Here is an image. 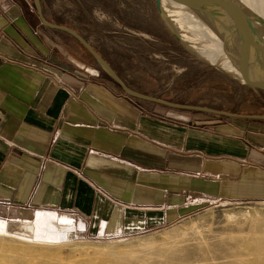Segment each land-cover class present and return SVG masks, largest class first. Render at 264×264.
<instances>
[{"label":"crops","instance_id":"1","mask_svg":"<svg viewBox=\"0 0 264 264\" xmlns=\"http://www.w3.org/2000/svg\"><path fill=\"white\" fill-rule=\"evenodd\" d=\"M27 18L0 0V218L49 212L66 237H124L264 202V120L132 99L71 35Z\"/></svg>","mask_w":264,"mask_h":264},{"label":"rangeland","instance_id":"2","mask_svg":"<svg viewBox=\"0 0 264 264\" xmlns=\"http://www.w3.org/2000/svg\"><path fill=\"white\" fill-rule=\"evenodd\" d=\"M27 1L26 9L32 22L43 27L33 1ZM41 5L48 22L71 28L84 37L118 72L126 85L137 92L172 103L231 114L264 115V106L253 100L254 95H262L235 85L195 63L181 51L174 50L170 40L148 15L141 0H41ZM58 34L65 39L69 37L59 31ZM72 41L79 45L77 41ZM81 51L95 64L83 47ZM247 206L264 210V202L206 205L171 223L129 236L67 239L95 245H115L122 251V256L131 251L145 250L148 245L139 244L144 241H150L151 246L157 248L185 239L181 246L172 249L171 257L181 261L176 264H202L194 261L202 253L209 251V256L218 255L236 241L249 237L250 226L242 215ZM228 212H233L235 219H228ZM22 224L9 222L7 227L14 232L20 230ZM99 257L93 254L92 249L87 252L82 248L70 249L67 245H26L18 241H5L0 246V264H96L101 258H106ZM144 260L146 264H157L166 259L162 254H154Z\"/></svg>","mask_w":264,"mask_h":264},{"label":"bare ground","instance_id":"3","mask_svg":"<svg viewBox=\"0 0 264 264\" xmlns=\"http://www.w3.org/2000/svg\"><path fill=\"white\" fill-rule=\"evenodd\" d=\"M178 1L221 37L231 41L244 52L264 57V0ZM245 209L242 215L250 226L249 237L236 241L233 246L222 250L218 255L209 256V251L202 253L194 261L202 264H210V261L212 264H264V210L251 206ZM235 217L233 212L227 213L228 219ZM54 219V214L38 211L32 221H26L20 230L10 232L7 227L9 222L0 218V246L4 245L5 241H18L26 245H67L70 249L82 248L87 252L92 249L93 254L106 257L96 264H146L144 259L154 254H162L166 259L157 264L181 263L174 260L171 254L172 249L181 246L185 239L157 248L151 246L150 241H144L139 244H147L145 250L131 251L122 256V251L115 245H95L68 240L66 234L55 227ZM238 224L240 225L241 221Z\"/></svg>","mask_w":264,"mask_h":264},{"label":"water","instance_id":"4","mask_svg":"<svg viewBox=\"0 0 264 264\" xmlns=\"http://www.w3.org/2000/svg\"><path fill=\"white\" fill-rule=\"evenodd\" d=\"M33 2L41 24L44 27L63 31L76 39L100 70L127 96L171 108L264 120V115L242 116L211 108L177 104L150 97L129 88L87 40L71 28L48 22L43 15L40 0H33ZM141 2L157 27L184 54L236 85L253 90L264 97V57L244 52L231 41L221 37L178 0H141Z\"/></svg>","mask_w":264,"mask_h":264},{"label":"flooded vegetation","instance_id":"5","mask_svg":"<svg viewBox=\"0 0 264 264\" xmlns=\"http://www.w3.org/2000/svg\"><path fill=\"white\" fill-rule=\"evenodd\" d=\"M18 3H19V6H20V9L22 10V13H24L25 15H26V18L28 17L29 18V16H30V14H28V12H27V9H26V7H25V5L23 4V2L22 1H20V0H16ZM33 1V0H32ZM33 4H34V2H33ZM40 4H41V0H40ZM42 6V5H41ZM35 7V6H34ZM42 8V12H43V7H41ZM35 12H36V15H37V17H38V14H37V11H36V8H35ZM29 15V16H28ZM44 15V14H43ZM45 16V15H44ZM27 18V19H28ZM38 19H39V17H38ZM47 19V18H46ZM28 21H30V23L32 22V19L30 18V19H28ZM40 21V20H39ZM41 23V22H40ZM32 25H33V22H32ZM80 35V34H79ZM84 38V37H83ZM85 39V38H84ZM76 40V39H75ZM86 40V39H85ZM77 41V40H76ZM78 42V41H77ZM79 43V42H78ZM79 45L81 46V47H83L80 43H79ZM84 48V47H83ZM100 55H101V53H100ZM102 56V55H101ZM103 57V56H102ZM92 58V57H91ZM109 63V62H108ZM110 66H111V64H110ZM112 67V66H111ZM115 71V70H114ZM116 72V71H115ZM117 74H118V72H116Z\"/></svg>","mask_w":264,"mask_h":264},{"label":"trees","instance_id":"6","mask_svg":"<svg viewBox=\"0 0 264 264\" xmlns=\"http://www.w3.org/2000/svg\"><path fill=\"white\" fill-rule=\"evenodd\" d=\"M162 34V33H161ZM169 43H170V46L174 49V50H178V52H180L181 50L180 49H178L173 43H171L170 41H169ZM182 52V51H181ZM183 53V52H182ZM89 54V53H88ZM95 62V61H94ZM195 63H197L196 61H195ZM96 64V63H95ZM198 64H200V63H198ZM97 65V64H96ZM207 69V68H206ZM209 70V69H208ZM106 75V74H105ZM107 76V75H106ZM108 77V76H107ZM109 78V77H108ZM110 79V78H109ZM111 80V79H110ZM229 81V80H228ZM231 82V81H230ZM233 83V82H232ZM235 84V83H234ZM236 85V84H235ZM132 99H135V98H133V97H131ZM264 106V105H263Z\"/></svg>","mask_w":264,"mask_h":264}]
</instances>
